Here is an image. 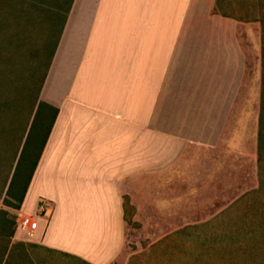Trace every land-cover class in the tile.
I'll return each instance as SVG.
<instances>
[{
    "label": "crops",
    "instance_id": "0c3cea01",
    "mask_svg": "<svg viewBox=\"0 0 264 264\" xmlns=\"http://www.w3.org/2000/svg\"><path fill=\"white\" fill-rule=\"evenodd\" d=\"M217 2L0 0V210L28 181L20 213L55 205L33 238L14 234L25 256L115 264L136 206L125 186L144 178L175 214L177 165L191 147L221 146L250 69L240 22ZM15 54L33 86L11 79ZM254 134L258 146V117Z\"/></svg>",
    "mask_w": 264,
    "mask_h": 264
},
{
    "label": "rangeland",
    "instance_id": "374dc122",
    "mask_svg": "<svg viewBox=\"0 0 264 264\" xmlns=\"http://www.w3.org/2000/svg\"><path fill=\"white\" fill-rule=\"evenodd\" d=\"M226 2L229 9L245 16L257 15L264 0ZM55 8L48 3V10ZM261 30L257 20L239 23L250 69L221 146L191 147L177 165L175 184L170 186V197L179 199L175 214L168 217L154 203L159 195L156 183L149 178L125 186L128 204L136 206L132 207L134 216L127 221L126 248L115 264H123L134 251L140 252L137 264H264V167L260 174L254 134L263 74ZM13 61L11 79L33 86L35 79L29 78L28 57L15 54ZM159 187L163 198L168 194L166 184ZM19 213L10 209V218L16 221ZM173 228L176 231L170 237H161ZM5 240L0 239V256ZM9 264L75 263H43L25 256L20 247Z\"/></svg>",
    "mask_w": 264,
    "mask_h": 264
},
{
    "label": "trees",
    "instance_id": "16d2710c",
    "mask_svg": "<svg viewBox=\"0 0 264 264\" xmlns=\"http://www.w3.org/2000/svg\"><path fill=\"white\" fill-rule=\"evenodd\" d=\"M257 15H239L234 9H229L226 0H218L217 9L215 13L221 14L225 17L233 18L238 22H252L260 21L262 31V42H263V54H264V3L259 7ZM260 110L258 115V165L259 172L262 174L263 171V158H264V77L260 96ZM190 149V148H189ZM188 149V150H189ZM187 150V151H188ZM29 181L24 184L22 190H13L12 185L8 191L7 198L4 200V206L0 210V239L5 238V243L2 245L3 254L0 256V264L11 263V254L14 248H25L29 247L30 244L20 241L13 242V237L16 230V225L20 214L15 220L10 218V209L20 210L27 192ZM12 249V250H11ZM1 253V252H0ZM8 256V258H7ZM7 258V259H6Z\"/></svg>",
    "mask_w": 264,
    "mask_h": 264
},
{
    "label": "built area",
    "instance_id": "2783aa9c",
    "mask_svg": "<svg viewBox=\"0 0 264 264\" xmlns=\"http://www.w3.org/2000/svg\"><path fill=\"white\" fill-rule=\"evenodd\" d=\"M54 202L47 198H40L36 211L33 214L19 213L15 235L20 233L23 238H33L39 227L41 218H49L54 210Z\"/></svg>",
    "mask_w": 264,
    "mask_h": 264
}]
</instances>
